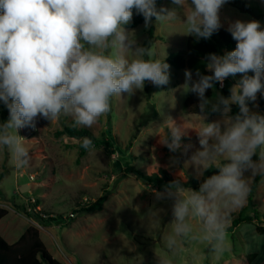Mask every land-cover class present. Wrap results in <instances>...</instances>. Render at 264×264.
<instances>
[{
  "label": "clouds",
  "instance_id": "1",
  "mask_svg": "<svg viewBox=\"0 0 264 264\" xmlns=\"http://www.w3.org/2000/svg\"><path fill=\"white\" fill-rule=\"evenodd\" d=\"M227 3L171 0L172 8L157 9L156 0H0V102L9 112L0 123V148L11 153L16 169H27L32 157L19 130H36L38 120L51 123L62 117L73 126L92 128L111 111L113 97L134 95L146 82L155 87L170 83L165 57L157 58L152 46L139 45L126 29L134 11L143 16L145 27L153 18L162 23L183 13L182 33L207 40L224 27L221 11ZM226 31L236 47L224 55H206L211 75L184 71L185 90L200 101V127L185 118L182 123L168 118L159 134L158 142L176 153L190 147L182 145V138L195 128L200 149L191 161L196 172L203 176L215 167L218 174L206 178L198 191L175 180L155 193L157 200L172 202L173 217L165 237L167 251L158 264H174L181 245L193 242L205 244L213 257L222 256L231 213L246 204L251 192L248 177H264V115L249 107L258 93L264 96V25L237 19ZM237 74L240 79L229 96L217 93L215 103L206 97L216 83L222 86ZM231 105L238 106V114L230 115ZM210 113L221 118L209 122ZM81 147L94 145L83 137ZM149 214L150 227L158 226L157 214Z\"/></svg>",
  "mask_w": 264,
  "mask_h": 264
},
{
  "label": "rangeland",
  "instance_id": "2",
  "mask_svg": "<svg viewBox=\"0 0 264 264\" xmlns=\"http://www.w3.org/2000/svg\"><path fill=\"white\" fill-rule=\"evenodd\" d=\"M161 7L172 8L171 0H163L157 9ZM137 16L134 12L133 19ZM221 17L224 30L237 19H255L264 25V0H228ZM183 19V13H179L171 21L156 23L154 18L148 27L142 23L126 29L134 33L139 45L152 46L155 56L165 57L170 65L171 53L189 56L190 35L182 33ZM184 71L175 72L170 65L167 86L155 87L146 82L134 95L113 97L111 113L102 116L92 128L76 126L104 141L83 154L81 140L62 134L66 127L73 126L70 118L51 123L40 119L36 130H19L18 134L28 139L26 146L32 159L27 169L18 170L11 153L0 148V208L8 210L7 217L0 221V234L12 243L27 228L35 227L50 254L64 264H158L167 251L165 237L171 230L172 202L157 200L155 193L164 188L145 184L131 172L149 176L165 171L173 181L192 183L186 188L198 191L200 184L217 170L212 167L198 176L191 161L193 153L200 149L195 128L182 138V145H190L187 150L182 147L172 153L158 142L168 118L177 123L185 118L193 127H200L197 115L185 108L189 92L184 87ZM234 79H227L229 86H233ZM217 93L220 89L212 90L213 103ZM251 110L256 112L257 108ZM230 115H234L232 108ZM8 118V109L0 102V123ZM220 118L218 113H210L208 119L211 122ZM109 121L112 136L108 134ZM174 159L179 163L174 164ZM256 178L248 177L251 192L247 202L231 213L228 248L223 255L213 257L206 252L205 244L193 242L181 245L174 264H264V177L252 191ZM104 195L108 198L102 210L82 211ZM250 196L252 205L245 215L258 217L233 227L234 220L249 205ZM32 210L59 222L40 225L29 217ZM150 212L159 218L156 227H150ZM250 255L256 256L251 262Z\"/></svg>",
  "mask_w": 264,
  "mask_h": 264
},
{
  "label": "trees",
  "instance_id": "3",
  "mask_svg": "<svg viewBox=\"0 0 264 264\" xmlns=\"http://www.w3.org/2000/svg\"><path fill=\"white\" fill-rule=\"evenodd\" d=\"M163 0H156V6L158 7ZM135 12V11H134ZM154 19V18H153ZM152 19V20H153ZM144 23V19L142 15H138L135 17L132 22L126 25V28H136L140 24ZM236 41L232 38L231 34L224 30L220 29L217 33L213 34L210 39H197L196 37L189 36V56L185 58L181 52L171 53L168 61L170 65L175 69V72L180 69H189L195 73L196 70H199L204 75H211L212 73L207 70L206 64L207 61L205 59L208 53H216L217 55H224L228 51H232L236 47ZM252 75V73H249ZM233 85L236 83L238 79H240V74H237L234 77ZM228 79V78H227ZM227 79L224 81V88H220V84L216 83L212 89H208L205 93L206 97L210 100L212 96L213 89H220V95L225 97L230 95L229 86ZM112 102V101H111ZM200 101L198 97L191 92H189V96L185 102V108L191 114H199L200 109L198 107ZM250 109L257 108L258 113L264 115V96L257 94V100L255 103H249ZM232 113L234 115L238 114L239 108L237 105H231ZM111 111L109 112V114ZM108 134L112 136L111 132V124L109 121V125L107 127ZM62 134H66L72 138L77 140H81L83 137H88L92 140L94 147H99L102 145V140L98 139L93 133H91L86 128H78L76 126H69L64 129ZM113 138V137H112ZM111 140V139H110ZM111 145V144H110ZM81 147V143H80ZM82 148V147H81ZM87 150L82 148V154ZM138 177L140 181L145 184L155 185L160 189L165 188L173 179L170 175L161 171L157 174L145 175L139 171L131 172ZM210 173V172H209ZM211 174V173H210ZM212 174H218V169ZM261 176H257L252 186V191L257 187L258 181ZM183 186L190 187L192 183H182ZM195 184V188H196ZM107 195L102 196L98 201L91 204L90 206L82 208V211L85 213H94L102 210L105 202L107 201ZM249 205L244 208L238 219L234 220L233 227H237L239 224L243 222H253L258 216L255 215L250 217L245 215L248 207L252 204V196L248 199ZM255 207V206H254ZM28 213L29 217L33 218L40 225H49L54 222H59V220L50 215L42 216L40 213ZM8 215V210L4 208H0V221L3 220ZM255 255H250L248 257L249 262L255 259ZM0 264H64L57 259H55L50 252L45 247L43 241L40 238L39 230L35 227H29L22 234L19 240L13 244H9L1 235H0Z\"/></svg>",
  "mask_w": 264,
  "mask_h": 264
},
{
  "label": "crops",
  "instance_id": "4",
  "mask_svg": "<svg viewBox=\"0 0 264 264\" xmlns=\"http://www.w3.org/2000/svg\"><path fill=\"white\" fill-rule=\"evenodd\" d=\"M1 235V234H0ZM2 236V235H1ZM3 237V236H2ZM4 238V237H3ZM5 239V238H4ZM6 240V239H5ZM19 240V239H18ZM18 240H16L15 242H17ZM7 241V240H6ZM9 244H13V243H15V242H9V241H7Z\"/></svg>",
  "mask_w": 264,
  "mask_h": 264
},
{
  "label": "built area",
  "instance_id": "5",
  "mask_svg": "<svg viewBox=\"0 0 264 264\" xmlns=\"http://www.w3.org/2000/svg\"><path fill=\"white\" fill-rule=\"evenodd\" d=\"M224 86H225V83L223 82V85L222 86L220 85V88H224Z\"/></svg>",
  "mask_w": 264,
  "mask_h": 264
}]
</instances>
